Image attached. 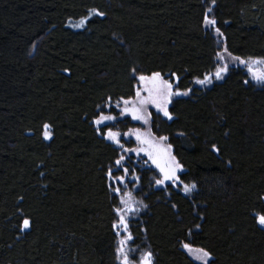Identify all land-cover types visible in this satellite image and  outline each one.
I'll list each match as a JSON object with an SVG mask.
<instances>
[{"label":"trees","instance_id":"trees-1","mask_svg":"<svg viewBox=\"0 0 264 264\" xmlns=\"http://www.w3.org/2000/svg\"><path fill=\"white\" fill-rule=\"evenodd\" d=\"M215 5L229 52L264 59V0ZM92 9L105 15L69 25ZM206 11V0H0V264H118L107 173L120 152L92 121L109 98L133 97L132 69L191 89L153 128L196 185L155 189L142 172L135 242L148 239L155 264H199L183 243L210 251V264H264V86L241 67L196 84L216 66Z\"/></svg>","mask_w":264,"mask_h":264},{"label":"snow or ice","instance_id":"snow-or-ice-1","mask_svg":"<svg viewBox=\"0 0 264 264\" xmlns=\"http://www.w3.org/2000/svg\"><path fill=\"white\" fill-rule=\"evenodd\" d=\"M212 4H215V0H212ZM91 12L93 15L100 17H103L105 15L103 12H100L96 9H92ZM211 12L212 8H208V11L204 17V25L209 29L214 28L217 23L214 17H210L208 15V13ZM85 23L86 20L82 19L79 24L75 25V27H83ZM214 30L218 36H223V33L220 32L219 28H215ZM225 54L228 57H231V59H233L234 61H239V63L247 65L248 72L251 74L252 79L256 81L257 84L264 85V71H256L253 67L256 65H264V59L250 58L249 60H244L240 57H233L232 54L228 52L227 47L224 48V52L221 53L218 58L220 60H224ZM227 72L228 64L224 63L223 66L218 68L215 72V79H223V74H226ZM132 73L134 78H136L138 81V86L135 91V99L127 100L122 98L124 107L121 109L120 114H130L133 119L142 120L145 124H147L148 119L146 117L150 114H147L145 112V106L153 105L158 112H162L163 116L171 121L173 119V115L169 112L168 105L172 103V97L187 96L191 89L184 92L178 90L173 91V83L169 80L164 79L160 72H152L148 75H139L138 77H136V69H132ZM212 79L213 78L211 76H207L203 80H197L196 83L201 85L210 84L212 82ZM178 80L179 78L177 77V82ZM245 83H248V81H245ZM110 101L111 98L108 99V107L112 106ZM120 106L121 102H117L115 105L116 108H120ZM115 120L116 116L105 115L103 112H101L98 115V118L93 121V123L96 125L97 132L100 133L101 125L106 126L107 122ZM128 135H135L136 140L140 141L141 144L147 146L140 149H133L132 151H136L137 153L144 152L147 156H149V158L152 159V162L156 165L161 173V178L155 181L157 185L164 186L169 182H171L172 185L182 184L183 191L186 194L192 192L196 188L195 183L189 185L184 183L180 179L178 173L183 172L184 168L183 165L176 159V157L172 155L171 145L165 146V144L163 143L167 141L168 137L162 136L159 138V141H156L154 139L146 138L145 134H142L138 129L133 132H129ZM43 138L45 140L52 139L50 124L43 125ZM106 139L112 141L121 148L123 147V145L120 144L119 132H114L109 128L106 133ZM212 149L217 153L220 152V149L215 144L212 145ZM125 151L128 150L125 149ZM124 161L125 157L120 156L114 161V165L117 169L127 174L128 168L123 166ZM107 175L109 178H112L115 181H119L120 183H123L124 181L123 176H114L111 168L108 170ZM112 191L119 195L121 189L119 187H112ZM134 202V197L132 196V193L129 192L126 196H120V203L123 207H117L115 209L118 221L113 225V227L115 229L123 228V232L126 234L124 238L119 241V246L116 248L117 258L119 259L120 264H134V261L130 259V253L133 251V249L126 247L129 242L134 240V237L129 230L127 219L129 213H133L136 211V209L133 207ZM256 220L261 227H264V214H257ZM30 226L31 221L29 219L25 218L22 220L21 230L29 229ZM197 227H199V225H197ZM183 247L190 253H196V258L200 260L202 264H209V261L212 260V253L210 251H207L203 248L194 249L189 244H184ZM139 264H153V253L151 251L144 252L139 258Z\"/></svg>","mask_w":264,"mask_h":264},{"label":"rangeland","instance_id":"rangeland-1","mask_svg":"<svg viewBox=\"0 0 264 264\" xmlns=\"http://www.w3.org/2000/svg\"><path fill=\"white\" fill-rule=\"evenodd\" d=\"M206 2H207V11H208V8H212V12L208 13V15L210 17H214L215 18L214 13H215V6L216 5L212 4V0H206ZM207 11H206V13H207ZM91 16H93L92 12H90L84 18L69 21V25L71 27L75 28V29H84L86 27V25H87L88 20L91 18ZM82 19L86 20V23L84 24V26L83 27H79V28L75 27V25L79 24V22ZM204 28L209 33H211L214 36L215 41H216V45H217V53H216V57H215L216 66H215V69L210 73V76L213 79H212V82L210 84H205L204 86H210L211 84L214 83V81L217 80V79H215V72L217 71L218 68L222 67L224 63L228 64V71L232 67L244 68L247 71V73H248L247 81L249 83H252V84L257 85V86H264V85L257 84L256 81H254L252 79L251 74L248 72V66L247 65L241 64V63H239V61H234L233 59H231V57H228L226 54H225L224 60H220L218 58L219 55L224 52V48L227 47V43H226V38H225L224 34H223V36H218L215 33L214 29L218 28L217 23L214 26V28L209 29V28H206L205 25H204ZM220 32H222V31L220 30ZM227 49H228V47H227ZM228 52H229V50H228ZM232 56L233 57H237V56H234V55H232ZM240 58L244 59V60H249L248 58H242V57H240ZM253 67H254V70H256V71H264V65H256V66H253ZM139 75H145V74L136 73V77H138ZM162 76L164 77V79L169 80L170 82L173 83V91H177L178 90V91L184 92V91H182V90H180L178 88L177 76H175V75L173 76L171 74H162ZM223 77H224V74H223ZM196 84H198V83H196ZM198 85H201V84H198ZM137 86H138V81L136 79L135 91H136ZM142 95H143V93H142ZM188 95H190V93ZM176 98H177V96H173L172 97V103L168 105V110H169L170 113H171L170 107H171V105L173 104V102H174V100ZM134 99H135V92H134L133 97L128 98L127 100H134ZM117 102H121L120 108H116L115 107ZM110 103L112 105L111 107L107 106L108 100L105 103H103L98 108V115L101 112H103L105 115H114V116H116V120L107 122L106 126L105 125H101L100 126L101 131H100L99 134L106 139V133L109 130V128L112 131H114V132H119L120 133V144L123 145L122 148L119 147L118 145H116L115 143H113L112 141H110L108 139H106V140L108 142H111L113 145H115L119 149V152H120L119 157L120 156H124L125 157V161L123 162V166L128 168V173L125 174L123 171L117 169L115 167V165L113 164L110 167L112 169V171H113V175L114 176H123L124 177V181H123V183H120L119 181H115L112 178H109V177L108 178H109V183L113 187H119L121 189L119 197L120 196H126L127 193H129V192H131L132 196L134 197V201L135 202L133 204V207L136 209V211L133 212V213H129L128 217H127L129 230L131 231V226H132L133 221L135 219H141L142 216L144 214H146V212L148 211V206L144 203L143 199L141 198V196L139 194V190L141 188V173L144 172V171H152L151 177H152L153 187L155 189L166 188L168 185L171 184V182H169L167 185H164V186L157 185L155 183V181L157 179L161 178V173H160L159 169L156 167V165L152 162V159L149 158V156H147L144 152L137 153L136 151H132L133 149H140V148L147 147V146L141 144L140 141L136 140L135 135H128V133L129 132H133V131L138 129L142 134H145L146 138L154 139L156 141H159V138L162 137V136L157 135L155 133V131H154V128H153L154 116L155 115H159V116H161V117H163L165 119H167V118L163 116L162 112H158L153 105H146L145 106V112L147 114H150V115H148L146 117L148 119V123L145 124L144 121H142V120L133 119L130 114H124V115L120 114L121 109L124 107V105L122 103V98L111 99ZM96 118H98V116ZM95 119H93V121ZM95 127H96V125H95ZM51 132H52V130H51ZM163 143L165 144V146L166 145H171L170 142H169V139H167V141H165ZM125 149H127L128 151H125ZM171 151H172V155H174L176 157L172 145H171ZM176 159L178 160L177 157H176ZM184 171H185V168H184ZM183 172L178 173V175L180 176ZM172 186H174L176 188H180L183 191V187L181 186V184L180 185H172ZM118 207H123L120 202H119V206ZM117 221H118V217H117V214H116L115 223H117ZM27 230L28 229L22 230V232H25ZM116 233H117V247H118L119 246V241L121 239H123L126 234L123 232V228L116 229ZM184 244H188V243H183V245ZM126 247L133 249V251L130 253V259H132L134 261V264H139V258L144 252L151 251L153 253V251L151 249V246H150V244L148 242V239L146 237H144L142 239V242L139 243V244H137L135 242V239H134L133 241L129 242V244ZM192 248L198 249L200 247L192 246ZM183 249L189 254V256L195 262H197L199 264H202V262L196 258V253H194V252L190 253L184 247H183ZM117 260H118V264H120V261H119L118 258H117ZM210 262L211 261H209V264H210ZM153 264H155V255H154V253H153Z\"/></svg>","mask_w":264,"mask_h":264},{"label":"bare ground","instance_id":"bare-ground-1","mask_svg":"<svg viewBox=\"0 0 264 264\" xmlns=\"http://www.w3.org/2000/svg\"><path fill=\"white\" fill-rule=\"evenodd\" d=\"M210 76V75H209ZM205 79V78H204ZM202 80V79H201Z\"/></svg>","mask_w":264,"mask_h":264},{"label":"water","instance_id":"water-1","mask_svg":"<svg viewBox=\"0 0 264 264\" xmlns=\"http://www.w3.org/2000/svg\"><path fill=\"white\" fill-rule=\"evenodd\" d=\"M203 80V79H202Z\"/></svg>","mask_w":264,"mask_h":264}]
</instances>
